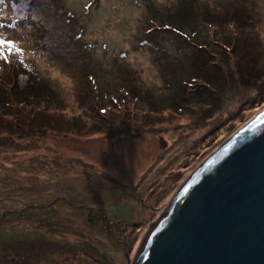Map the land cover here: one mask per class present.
Here are the masks:
<instances>
[{
  "label": "rangeland",
  "instance_id": "374dc122",
  "mask_svg": "<svg viewBox=\"0 0 264 264\" xmlns=\"http://www.w3.org/2000/svg\"><path fill=\"white\" fill-rule=\"evenodd\" d=\"M12 1L0 44L54 95L0 126V264H132L180 185L264 109V0Z\"/></svg>",
  "mask_w": 264,
  "mask_h": 264
},
{
  "label": "water",
  "instance_id": "95a60500",
  "mask_svg": "<svg viewBox=\"0 0 264 264\" xmlns=\"http://www.w3.org/2000/svg\"><path fill=\"white\" fill-rule=\"evenodd\" d=\"M129 262L264 264V109L180 185Z\"/></svg>",
  "mask_w": 264,
  "mask_h": 264
},
{
  "label": "trees",
  "instance_id": "16d2710c",
  "mask_svg": "<svg viewBox=\"0 0 264 264\" xmlns=\"http://www.w3.org/2000/svg\"><path fill=\"white\" fill-rule=\"evenodd\" d=\"M18 4L19 0H13L11 7H15ZM5 65V69H3ZM36 71L34 61L33 63L26 61L25 57L12 45L6 42L5 44H0V126L3 124L7 127L10 126L9 120L15 123V114L30 113L32 109L27 104L40 101V99L45 97L50 99L51 95H54V92L50 93L49 90L47 92L45 78L38 77L40 78L38 80L35 78ZM10 72V81L8 83L4 82L2 78ZM87 78L93 80L94 76H87ZM49 87L51 86L49 85ZM56 98L58 101L63 102L61 100L62 97L59 98L57 96ZM19 104L24 105V107H19ZM38 114L40 116L46 115L42 111H38ZM19 118L20 116H18L17 120Z\"/></svg>",
  "mask_w": 264,
  "mask_h": 264
},
{
  "label": "snow or ice",
  "instance_id": "6c2138e0",
  "mask_svg": "<svg viewBox=\"0 0 264 264\" xmlns=\"http://www.w3.org/2000/svg\"><path fill=\"white\" fill-rule=\"evenodd\" d=\"M8 44L10 45V44H11V42H8ZM193 183H195V181H193ZM184 191H185V192H187V191H188V189H187V188H185V189H184Z\"/></svg>",
  "mask_w": 264,
  "mask_h": 264
}]
</instances>
